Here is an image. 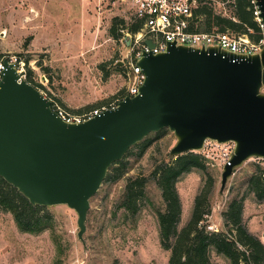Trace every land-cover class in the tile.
Here are the masks:
<instances>
[{"label":"rangeland","instance_id":"374dc122","mask_svg":"<svg viewBox=\"0 0 264 264\" xmlns=\"http://www.w3.org/2000/svg\"><path fill=\"white\" fill-rule=\"evenodd\" d=\"M131 11L116 0H0V59L21 58L33 83L66 109L95 111L129 89L131 51L124 38L130 33L124 30L117 41L110 30L116 26L122 33L130 27ZM216 12L221 14V8ZM146 141L150 145L144 151L140 146L130 150L121 179L104 182L91 200L83 242L77 213L66 205L47 208L52 221L37 235L21 232L13 215L0 208V264H168L170 252L161 246L158 223L165 206L153 173L172 161L177 139L166 129ZM219 163L217 157L207 160L206 172L195 169L178 181L179 229L189 222L195 199L211 177V213L204 224L228 233L225 213L233 201L244 200L243 224L264 244V203L248 188L260 166L248 160L221 191ZM110 173L116 174L114 169ZM140 179L145 180L144 194L137 214L131 215L124 205L127 188ZM211 259L230 264L215 250Z\"/></svg>","mask_w":264,"mask_h":264},{"label":"water","instance_id":"95a60500","mask_svg":"<svg viewBox=\"0 0 264 264\" xmlns=\"http://www.w3.org/2000/svg\"><path fill=\"white\" fill-rule=\"evenodd\" d=\"M256 2L264 22V0ZM4 65L0 177L34 207L73 209L82 242L91 200L111 167L151 134L175 135L172 158L202 150L207 140L234 142L221 191L248 160L264 159V47L241 56L173 43L166 53H143L139 94L81 124L63 121L37 88L19 82L14 64Z\"/></svg>","mask_w":264,"mask_h":264},{"label":"trees","instance_id":"16d2710c","mask_svg":"<svg viewBox=\"0 0 264 264\" xmlns=\"http://www.w3.org/2000/svg\"><path fill=\"white\" fill-rule=\"evenodd\" d=\"M225 2L226 0H221ZM234 3L228 7L230 17L218 14L213 4L206 0H198L197 8L193 11L192 30L203 32H233L249 35L253 41H259L262 33L254 21L251 0H232ZM235 18L236 20H234ZM122 24H125L122 22ZM142 23L135 21L122 33L116 26L110 30L111 36L119 41L124 38V30L131 35L140 31ZM253 31V33L250 32ZM30 79L31 72L29 73ZM126 91L121 93L124 94ZM150 142L146 141L133 148L143 147L144 151ZM130 152V151H129ZM129 152L127 155H129ZM115 163L111 170L116 174L112 177L110 171L105 182L121 179L126 170V157ZM153 173L162 192L164 210L158 213L161 246L170 252L168 264H213L211 251L225 256L230 264H264V244L256 236L249 233L243 224L244 200L233 201L225 213L229 228L225 232H209L207 225L211 213L210 197L214 181L210 177L209 183L197 196L191 218L181 230L179 225L182 217V203L177 190V183L184 175L193 170L206 172L207 160L194 153H186L171 158ZM119 167L118 170L115 168ZM262 170L251 177L249 191L256 196L259 203H264V177ZM145 180H136L127 188L124 205L131 215L138 212V199L143 198ZM0 208L10 212L23 233L37 235L42 233L52 221L47 208L34 207L16 189L0 177Z\"/></svg>","mask_w":264,"mask_h":264},{"label":"built area","instance_id":"2783aa9c","mask_svg":"<svg viewBox=\"0 0 264 264\" xmlns=\"http://www.w3.org/2000/svg\"><path fill=\"white\" fill-rule=\"evenodd\" d=\"M122 4L129 5L132 10L133 22L138 21L142 23L140 31L129 38H124L125 42H129V73H127V80L129 82V89L126 93L120 95L113 103L91 111L89 113H75L57 101L52 99L42 89L38 88L33 83L32 79L26 69V63L18 57H3L0 59V84L3 81L5 65L8 61L14 64L18 75L19 82L25 81L35 88H37L44 98L51 102V107L55 113L65 122L71 124L84 123L95 116H98L105 111L114 110L119 106V103L125 100L127 96L135 97L139 94V88L143 85L145 76L142 69L137 66V62L142 59L143 53L161 54L166 53L169 44H176L177 46L191 47L195 49H207L210 47H218L229 53L235 55L251 56L260 54L264 47V22L260 17L261 12L257 6L256 0H251L253 8L254 21L258 25L262 38L259 41H253L249 35H242L233 32H219L211 33L192 30L193 27V11L197 8L198 0H116ZM213 4L216 8H221V14L230 17L228 7L234 2L232 0H206ZM220 14V13H219ZM236 20L235 18H233ZM253 33L252 30H250ZM146 40H151L155 44V48L151 50L145 43ZM264 93V87L262 89ZM236 144L234 142L218 143L216 141L207 140L200 151L192 152L205 158L206 160L218 158L219 166L224 169L234 154ZM262 170L264 177V159L252 158ZM210 232H219V229L214 225H209Z\"/></svg>","mask_w":264,"mask_h":264}]
</instances>
